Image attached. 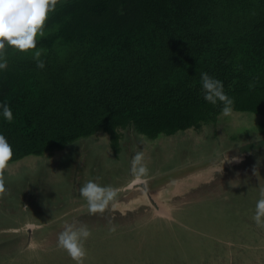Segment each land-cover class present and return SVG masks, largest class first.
Listing matches in <instances>:
<instances>
[{
  "label": "trees",
  "instance_id": "trees-1",
  "mask_svg": "<svg viewBox=\"0 0 264 264\" xmlns=\"http://www.w3.org/2000/svg\"><path fill=\"white\" fill-rule=\"evenodd\" d=\"M44 31L45 36L37 41V48L43 50V69L37 67L31 52L7 48V69L0 70V104L7 103L13 112L12 122H7L0 110V135L13 149L5 174L17 172L30 157H63L68 162V152L86 139L99 140V136L109 139L113 154L119 157L127 130L149 140L172 141L180 132L216 127L223 105L205 101L201 90V74L205 72L223 83L225 93L234 100V113L258 117V131L264 136V0H60ZM249 147L239 149L256 146ZM259 154L254 151L238 157L235 167L243 169L239 177L225 169V174H217L211 183L227 184L237 179L252 189L251 179L259 173ZM56 167L63 169L61 163ZM211 183L200 187L210 189ZM77 193L80 198V190ZM126 193H117L115 210L110 204L103 214L96 215L88 213L85 200H75L82 207H77V214L83 213L74 219L76 226L84 225L85 219L91 221L93 236L85 243V263L100 260L96 259L100 252L106 260L121 251L118 241L116 245L115 238L108 235L110 226H116L115 233L127 234L132 229V213L152 210L142 205L134 212L120 207ZM249 196L259 200L260 189ZM227 204L229 211L223 218L227 225H235L236 220L243 225L233 229L237 236L232 240H237L242 238V227L249 224L235 214L240 207ZM100 219L106 222L103 231L108 234L105 241L96 242ZM202 219L201 223H187L189 231L178 224L176 230L183 238L205 239L209 232L204 222L224 227L218 223L222 219ZM66 222L70 221L58 225L55 232L47 227L38 233L50 232L52 247L62 253L64 264L67 260L75 264L58 247ZM160 222L166 224L161 218ZM19 243V236L1 240L0 263L18 259L15 264H23L19 248H13ZM24 251L25 256L33 252ZM40 264L48 263L43 259Z\"/></svg>",
  "mask_w": 264,
  "mask_h": 264
},
{
  "label": "rangeland",
  "instance_id": "rangeland-1",
  "mask_svg": "<svg viewBox=\"0 0 264 264\" xmlns=\"http://www.w3.org/2000/svg\"><path fill=\"white\" fill-rule=\"evenodd\" d=\"M258 123V117L253 114L232 111L228 116L222 114L216 127L204 126L200 132L193 130L180 132L172 141L165 138L157 141L149 140L137 137L135 132L127 130L128 141H123L119 157L113 154L109 139L99 136L101 137L99 140L86 139L78 145L80 147L68 152V162L59 158H47L48 156L45 160L37 157L26 158V162L20 165L22 168L16 173L12 174L13 170V172L4 173L7 195L0 199V242L4 239L9 240L12 235H19L22 232L24 235L29 232L28 242L21 240L22 244L20 242L13 247L19 248L18 256L19 259L24 258L20 260L23 264L24 261L25 264H40L43 259L48 264L54 263V260H58V264H64L62 253L52 247L50 232L39 234L37 230L42 232L44 228L49 227L48 230L55 232L59 228L58 225L68 220L69 223L76 224L74 219L81 218L83 214H77L78 211L75 210L76 193L86 182L92 180L102 186L110 185L115 190L122 191L127 187L131 189L134 183L144 179L227 150L242 148L244 145L256 147L244 149V154L241 156L254 151L258 154L264 153V136L258 131ZM137 152H143L144 164L149 171L146 176H135L133 182L130 166ZM260 157L263 159H255L258 161L256 167H259V173L251 179L252 189L248 187L249 183L237 179L227 184L215 182L213 185L211 183L210 189L199 187L195 193L193 191L189 194V206L183 212L170 214V219L167 221L163 220L161 214L154 212L155 210L130 218L129 227L132 226V229L128 230L127 234H108V231H103L106 222L100 219L102 225L96 227V242L99 239L101 242L105 241L108 234L109 237L115 238V244L118 241L116 245L121 251L116 255L113 252V255L106 260L102 258V252H100L99 256L96 254V259L100 260H95L93 264H112L115 260L119 261V264H264L262 248L264 228L258 227L252 219L258 200L249 196L254 189L264 188V171L262 172L264 161H261L264 160V154ZM77 158L80 159L76 160ZM57 163H61L63 169L55 168ZM242 170L239 168V171ZM237 171L238 168L235 167L231 172L239 177L241 173ZM31 179L32 181H28ZM224 179L227 180V176ZM216 193L220 195V199L217 198ZM197 196L202 199V203ZM227 202L240 207L241 210L235 214L245 224H249L247 228L242 227L240 233L242 238L237 240H232V236H237L233 229L243 225H239L237 220L235 225L230 227L227 225L228 221L223 219L229 211ZM192 204L201 208L204 212L203 217L215 218V221L222 219L218 223L224 227L218 229L209 224L207 227L209 236H205V239L202 237L198 241L182 238L176 230V225L181 226L180 220L189 221L187 211ZM50 205L57 212L54 213ZM16 206L35 212V214L32 213L35 217L33 215L30 217L31 225H27L29 219L23 218L21 213L13 214ZM77 207L78 204L76 209ZM160 218L166 224L161 222L158 224ZM89 222L91 221L85 219L84 225L88 228L91 227ZM41 224L42 226L39 227ZM118 225H121L120 220ZM23 247L33 252L25 256L26 251ZM179 251L184 254L178 253ZM44 254L51 256L50 258L43 256L42 259ZM15 262L8 264H15ZM66 264H70L68 260Z\"/></svg>",
  "mask_w": 264,
  "mask_h": 264
},
{
  "label": "clouds",
  "instance_id": "clouds-1",
  "mask_svg": "<svg viewBox=\"0 0 264 264\" xmlns=\"http://www.w3.org/2000/svg\"><path fill=\"white\" fill-rule=\"evenodd\" d=\"M59 2L60 0H0V70L7 69V48H13L21 53L31 52L37 61V67L40 69L45 67L44 61L40 59L43 50L37 48V41L38 38L45 36L44 29L49 14L56 10ZM201 90L206 102L212 105L219 102L223 105L221 109L223 115L228 116L232 113L234 100L225 93L224 85L220 80L209 76L206 72L202 73ZM0 110L4 119L12 122L13 112L9 105L0 104ZM12 158L11 145L3 135H0V199L7 195L4 173ZM148 171L144 164L143 152H137L131 161L133 182L135 176H146ZM254 174H256L255 170ZM80 195L86 201L90 215L103 214L110 204L113 210L116 208L114 201L117 192L111 186H102L89 180L80 188ZM252 219L258 227L264 228V188L260 189V199L256 203ZM116 230L115 225L109 227L110 234L115 233ZM91 236L92 232L87 225L77 227L74 223L66 222L64 230L58 236V247L66 251L75 264H85L88 256L85 243Z\"/></svg>",
  "mask_w": 264,
  "mask_h": 264
},
{
  "label": "water",
  "instance_id": "water-1",
  "mask_svg": "<svg viewBox=\"0 0 264 264\" xmlns=\"http://www.w3.org/2000/svg\"><path fill=\"white\" fill-rule=\"evenodd\" d=\"M243 154L239 148L231 149L140 181L122 198L124 202H120V207L125 206L134 212L141 205L148 206L161 215L170 216L176 198L213 182L225 169L233 171L238 157Z\"/></svg>",
  "mask_w": 264,
  "mask_h": 264
},
{
  "label": "flooded vegetation",
  "instance_id": "flooded-vegetation-1",
  "mask_svg": "<svg viewBox=\"0 0 264 264\" xmlns=\"http://www.w3.org/2000/svg\"><path fill=\"white\" fill-rule=\"evenodd\" d=\"M135 136H137V137H142V138H144L143 136H139V135H137V134H135ZM127 141H128V139H126ZM185 151V150H184ZM228 151V150H227ZM226 152V151H225ZM216 155H219V153L218 154H216ZM38 158H43V157H38ZM47 158H49V157H47ZM57 158H59V159H62L63 157H57ZM46 159V156H45V158H43V160H45ZM33 161V160H32ZM131 167V166H130ZM13 172V171H12ZM14 173H16V171H14L13 172V174ZM63 174H65L64 172H63ZM134 176V175H133ZM119 191H121L120 189H117L116 190V192H118L119 193ZM121 192H124V190H122ZM193 192V191H192ZM196 191H194L193 193H195ZM191 193V192H190ZM189 193V194H190ZM189 194L188 195H186V196H182V197H180L177 201L176 200H174V202H173V204H172V209H171V212H170V214L172 215V214H176V213H180V211H182L183 212V210H185V208H187L188 206H189ZM192 194V193H191ZM79 196V194L78 193H76V200H80V199H83L82 197H78ZM84 200V199H83ZM76 204H75V210H76ZM79 208H82L81 206H79L78 207V209ZM151 208V207H150ZM152 209V208H151ZM148 211H151V212H153L154 210L152 209V210H150V209H145V211L143 212V214L144 213H148ZM13 214H18V213H21L22 215H23V218H25V219H29V223L27 224V225H31V218L30 217H32V213H34L35 214V212L33 211H31V210H28V209H24V208H21V207H19V206H16L15 208H14V210H13ZM82 212H85L84 210L82 211ZM142 212V210L140 211H137V213H132V214H134V217H135V214L138 216L140 213ZM187 213L189 214V221L187 220V222L188 223H190V222H192V221H195V222H198V223H201L202 222V218H204L203 216H202V214L204 213V212H202V210H201V208H197L196 206H190V209H188V211H187ZM34 217H35V215H33ZM33 217V218H34ZM172 217V216H171ZM162 218H163V220L164 221H167L168 219H170V216H162ZM35 219V218H34ZM185 220H180V223H181V226L182 227H184L185 229H186V231L188 230V226L186 225V223H183ZM209 224H213L212 222H204L203 223V225L204 226H206V227H208V225ZM26 225V224H25ZM40 226H42V224L41 225H39V227ZM38 231V230H37ZM189 231V230H188ZM23 233V232H22ZM22 233L21 234H15V235H12V236H19L20 237V242H21V244H22V241L24 240L25 241V239L27 240V242H28V238H29V232H26L24 235H22ZM37 234V233H36ZM39 234H42V233H39ZM183 238V237H182ZM184 238H187V239H189V240H192V241H198L199 240V238L197 237V236H189V235H186V237H184ZM22 240V241H21ZM23 249L24 250H27V249H25L24 247H23ZM178 253H182V254H184V252H182V251H179ZM157 261V260H156ZM233 262V261H232ZM183 264H185V263H183Z\"/></svg>",
  "mask_w": 264,
  "mask_h": 264
},
{
  "label": "crops",
  "instance_id": "crops-1",
  "mask_svg": "<svg viewBox=\"0 0 264 264\" xmlns=\"http://www.w3.org/2000/svg\"><path fill=\"white\" fill-rule=\"evenodd\" d=\"M128 190H129V187H127V188L124 190V192L126 193ZM117 193H118V192H117ZM119 193H123V192L119 191ZM154 212H156V211H154ZM161 216H164V215H161ZM262 248H263V252H264V246H263Z\"/></svg>",
  "mask_w": 264,
  "mask_h": 264
}]
</instances>
